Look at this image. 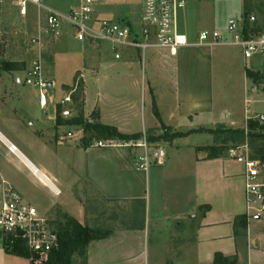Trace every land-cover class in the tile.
<instances>
[{
    "label": "crops",
    "instance_id": "1",
    "mask_svg": "<svg viewBox=\"0 0 264 264\" xmlns=\"http://www.w3.org/2000/svg\"><path fill=\"white\" fill-rule=\"evenodd\" d=\"M42 1L43 6L40 8L27 4L24 15L20 14L16 0H2L0 3V8L9 3L18 9L20 16L25 17L22 27L18 29L19 35L22 33L23 36H30L29 42L25 44L24 53L36 55V60L39 62L45 50L42 31L37 25L40 18L39 11H43L46 18L48 11L65 15L75 9L79 3V0ZM128 1L95 0L94 14L99 19L120 23L135 30L130 13L127 14L125 8ZM212 7L213 16L211 12L208 17V22L211 24L209 29L181 31L176 17L178 30L190 43H193L195 36L203 30H217L227 38L226 26L216 20L220 13L216 14L213 5ZM231 19L233 18L228 21ZM236 20L241 19L239 17ZM14 35H17L16 32ZM1 38L4 47L0 62V77L4 74L7 79L12 78L13 83L20 86L31 67L27 61L21 59L23 54L19 46L23 44V41L15 40L13 45H10L6 42V35ZM31 40L35 42L31 43ZM53 40L57 39L53 37ZM80 44L83 45L81 49L84 50L85 57L79 66L72 69L75 77L71 89L64 84L60 86L57 81V72L48 73L41 67L42 76L54 83V90L49 100L53 101L54 110L48 120L55 131L51 140H44L40 146L46 152L49 150L48 142L49 144L54 142L55 147H64L63 143L68 141V146L59 153L63 151L67 157L62 159L66 163L62 166L69 177V183H64L61 178L40 163L38 169L12 141L0 132V145L5 151L4 157L12 155L7 150L8 145L14 146L15 156L40 186L47 189L54 197L67 195L68 200H71L70 202L79 209L78 214L73 215L68 210L71 205L60 201L50 205L43 215L38 214L50 220L48 213L56 208L62 215L83 226L86 217L82 203L85 199L84 191L98 196L107 204H131L132 206L133 202H142L145 207L148 191V210L151 213V219L158 225V233L164 222L169 223L173 228V235L169 238V249L173 256L182 258L183 261L184 257L192 253L195 264H212L216 254L225 258L235 257L237 264H264V217L247 219L245 216L242 165L223 157L206 159L207 153L204 148L207 145L188 142L192 136L202 134H191L169 142H151L169 144L170 151L167 156L165 155L161 166H153L148 172L137 171L133 164L136 151L94 146L95 141H106L103 139L95 141L93 139L86 146L82 145L81 140L84 136L82 129L67 123L74 116V111L68 109L72 104L62 108L61 113L66 111L67 114L64 117L57 110L58 106H55L54 99L57 92L63 98L69 92L73 90L75 92L79 88L82 97L81 116L89 121L91 114L96 113L97 118L93 120L94 122L114 128L122 135L144 133L154 138L163 135L160 123L152 113V102L162 124L169 127L172 133L214 129V126L230 127L237 125V115L235 108L231 105L230 92L227 93L228 72L230 70L233 72L235 69L241 73V78L246 85L244 104L248 106L249 96L252 99L255 93L264 92L261 91L264 87V58L262 61L257 59L252 62L243 58L242 67H240L242 69H239L235 67L236 61L232 55L219 51V48L184 47L179 49L174 57L164 51L152 50L150 62L145 68L141 59L143 54L139 50L123 49L120 59L114 60L112 53L109 52L110 49L106 47L102 48L99 44ZM9 50H12L10 54ZM4 65H7L6 68L3 67ZM245 70L259 73V83L262 82V84L255 85L248 80ZM91 90L93 91L92 103H90ZM0 92V97L14 95L12 89ZM57 112L62 118L60 120L63 121L60 125H57L59 122L57 124L54 122ZM246 118L248 117L244 120ZM198 121H210L211 127L195 126ZM177 123L186 125V128L181 130ZM243 126L244 123L241 126L237 125V129ZM62 127H71L73 130L67 131L66 135L69 133L73 137L59 144L58 140L66 137V135L59 137L56 131ZM34 134L40 138L44 137L41 130L35 131ZM17 145H20V142H17ZM26 150L33 157L31 149L26 148ZM0 177L12 186L1 171ZM42 178L46 180V183L42 181ZM12 188L16 191L14 186ZM78 191L81 194L76 195ZM30 206L37 211L34 206ZM92 209L91 213L94 214L96 209L93 207ZM123 215L126 214L123 212ZM243 222L246 224L245 229L242 227ZM109 230H111L110 236L92 243L88 252L100 242L127 236L140 239L143 234V229L134 227ZM88 252L87 264H90ZM111 262L115 261H109L106 264H114ZM143 262V254L140 251L138 257L130 258L128 263L143 264ZM0 264L28 263L25 259L9 255L0 248Z\"/></svg>",
    "mask_w": 264,
    "mask_h": 264
},
{
    "label": "rangeland",
    "instance_id": "2",
    "mask_svg": "<svg viewBox=\"0 0 264 264\" xmlns=\"http://www.w3.org/2000/svg\"><path fill=\"white\" fill-rule=\"evenodd\" d=\"M183 1V8L177 11V21L181 31H186L187 29H209L211 24L208 22V17L209 14L211 15V12L213 16V10H211V8L213 9V5L216 10V14L220 13L216 20L220 21L225 26L227 25L228 19L233 18L236 20L240 17L241 24H243V26L246 24L248 27L256 28L264 33V0ZM125 8L127 14L128 12L130 13L131 21L135 25V31L138 32L142 0H129ZM39 12L40 18L37 25L42 31V39L45 46L44 53L42 54V60H40L41 67L48 73L57 72V81L60 83V86L61 84H64L71 89L73 87V80L75 77V73L72 69L79 66L84 61L85 53L84 50L81 49L83 45L76 42L72 38V31L68 26H64L61 32L62 35L56 38L57 40H53V34L50 32L46 23V16L43 11ZM250 18H253V21H250ZM24 19L25 17L19 15L18 9L11 6L9 3L0 8V62L2 61V52L4 47V43L1 38L3 35H6V42L8 44L10 43V45H13V41L15 40L23 41V44L19 46L20 52L23 54L21 59L27 61L29 66H31L33 61H37L36 55L24 53L25 44L29 42L30 37L28 35L23 36L22 33L19 35L18 29L22 27L21 24H23ZM15 32L17 34L16 36L14 35ZM99 45H101L102 48L106 47L109 50V47L106 44L101 43ZM11 51L12 50H9V54ZM219 51L230 53L236 61L235 67L242 69L240 67H242L241 62L243 61V56L239 48L221 47L219 48ZM109 52L111 54L110 50ZM151 53L152 50H146L144 51L142 57L140 55L145 68H147L150 62ZM263 53L256 54L248 60L251 62L257 59L262 61L264 58ZM228 76L229 78L226 80L228 85L227 93L230 92L229 96L231 98V105L235 108L237 115V125L241 126L244 123L243 128L245 129L249 120L256 121V117L260 115L264 116V92L255 93L252 99H250L251 96H249V105L246 106L244 104V100L246 98V93L244 92L246 85L244 80L241 78V73H239V70L237 71L234 69L233 72H231V70L228 72ZM260 84H262V82L255 85ZM5 89H12L14 95L11 97H0V132L12 141L14 145L24 154V156L28 157L38 169L40 163L48 170H51L54 175L58 176V178H61L64 183L68 184L69 177L66 175V170H64L62 166V164H66L65 160L62 159H67V157L63 154V151L59 153V151L63 150L65 146H68V141L63 143L64 147H55L54 142H51L50 144L48 142V149L50 151L48 150L46 152L42 149V146H40L43 144L44 140H51L55 131V129L51 127L52 123L48 120V118L53 115V101H49L46 109H40L37 101V92L33 88L26 86L23 81L20 86H17L13 83L12 78L7 79V77L2 74L0 77V91ZM261 91H264V87ZM17 92L18 94H15ZM92 93L93 91L91 90L90 103H92L93 100ZM50 95H52V93H50ZM54 99L56 103L61 99L59 92H57ZM71 104L72 105H70L68 109L74 111V116L70 120H74L78 116L82 115V97L79 88H77V90L72 94ZM245 106L247 108H245ZM57 110H59L61 114L62 108L57 107ZM245 117H248L249 119L246 121L244 120ZM60 119L62 120L61 116ZM54 122L56 124L58 123L56 120ZM62 122L63 121L59 122L57 125L62 124ZM177 125H179L181 130L186 128V125L178 123ZM237 125L230 127L225 126V128L237 129ZM195 126L211 127V122L198 121ZM78 127L81 128V126ZM218 127L214 126V129ZM37 130L42 131V135H44L43 138L34 134ZM72 130L73 129L71 127H62L56 131L59 137H63L66 135L67 131L71 132ZM258 133L259 131H256V134ZM87 138L90 140L94 139V141L99 139L98 136H93L92 134H88ZM17 142H20V145H17ZM188 142L197 145H207V147L212 148H222L220 147L221 145L219 141H214L213 137L208 135L203 136V134L192 136ZM262 144L263 141L256 138L249 139L247 141L248 149L252 157L259 159L260 155H258L257 151L261 148ZM159 145L162 146V149L167 156L170 151L169 144L164 145L161 142ZM227 146H230V144ZM26 148L31 149L30 151L32 153H30L33 157L29 155ZM225 151L226 148L223 152V158H226ZM4 155L5 151L0 145V171L3 173L6 180L14 186L25 203L27 202L28 204L34 206L38 213L43 215L46 209L54 202L63 201L64 203L67 202L71 205L68 207L70 213L73 215L78 214L79 209L74 206V203L70 202L71 200H68L67 195H62L58 198L54 197V195H51L47 189H44L36 182V179L29 174L26 167L17 159L15 155H9L8 157H4ZM57 186L59 187L58 184ZM77 194L79 195L81 193L78 191L76 192V195ZM84 195L85 199L82 200V203L85 209L84 211L86 217L84 219L83 226L90 229L99 228L103 230L111 228L116 230L121 227L143 229V234H141L140 239L138 237L131 238L130 236H127L125 238H116L111 241L95 244L88 252L90 264H106L109 261H115L111 262L114 264H129L128 262L130 258L138 257L140 251H142L143 254V264H195L192 253L189 254V256L184 257L183 261L181 260L182 258L173 256L171 249H169V238L173 235V228L169 225V223L164 222L161 227L159 226L161 231L158 233V225H156L151 219V213H149L148 210V191L146 207L142 202H133L132 206L131 204H107L98 196H93L90 192L87 193V191H84ZM92 207L96 209L94 214L91 213V210H93ZM123 212L126 215H123ZM48 215L56 227L57 222L61 221L62 214L54 208L50 211V213H48ZM91 245L92 244H90V246ZM23 259H25L28 264L32 263L30 256H28L27 259ZM76 264H79V262Z\"/></svg>",
    "mask_w": 264,
    "mask_h": 264
},
{
    "label": "built area",
    "instance_id": "3",
    "mask_svg": "<svg viewBox=\"0 0 264 264\" xmlns=\"http://www.w3.org/2000/svg\"><path fill=\"white\" fill-rule=\"evenodd\" d=\"M16 1L21 15L25 14L27 4L38 8L43 6L42 0ZM94 3L95 0H79L78 6L65 15L48 11L46 23L53 37H60L63 27L68 26L72 31V37L80 43L106 44L114 60H119L121 50L126 48L139 50L142 54L146 50H159L174 57L178 50L184 47L208 49L237 47L241 50L244 59L264 51V33H254L250 27L244 35L241 20L234 19L227 22L225 31L227 38L217 30H203L196 35L195 41L190 43L187 37L180 33L176 22L177 11L184 6L183 0H142L138 32L129 26L97 18L94 14ZM250 21H253V18H250ZM34 42L31 40V43ZM23 82L37 92L40 109H46L51 97L50 93L54 90V83L42 76L39 61L32 62ZM73 93L74 90L61 98L55 106L64 108L70 104ZM61 115L66 117V111ZM248 119L246 118V121ZM255 120L262 123L264 116L260 115ZM72 137L73 135L68 133L58 142L62 144L64 140ZM94 146L136 151L133 164L136 170L141 172H148L153 166H161L165 160L162 147L149 142L144 133L137 140L95 141ZM7 150L10 154L16 155L14 146L8 145ZM225 156L243 166L246 218L264 217L263 163L250 155L247 141L238 146L228 147ZM7 240H19L29 253L31 264L46 263L49 254L58 244L55 224L49 219L42 218L33 207L22 200L12 186L0 177V248L3 249Z\"/></svg>",
    "mask_w": 264,
    "mask_h": 264
},
{
    "label": "trees",
    "instance_id": "4",
    "mask_svg": "<svg viewBox=\"0 0 264 264\" xmlns=\"http://www.w3.org/2000/svg\"><path fill=\"white\" fill-rule=\"evenodd\" d=\"M250 27L244 24L243 33L247 34ZM254 33H262L256 28L251 29ZM4 65L3 67L6 68ZM245 76L254 84H258L260 81V75L257 72H252L250 70H245ZM152 113L157 121L160 123V127L163 131V135L159 137H149L146 135L149 142H169L177 138H182L189 136L191 134H206L213 137L214 141L220 142V147L222 148H212L206 147L204 150L207 153L206 159L211 160L215 158H222L225 148L230 146H238L243 144L249 139H260L263 141L261 148L257 151L259 161L264 163V122L260 123L258 121L249 120L246 124V128L239 129H229L220 126L216 129H199L196 131H191L187 133H177L173 132L169 127H165L158 115L154 102H152ZM97 118L96 113L91 114V119L86 121L81 115L76 119L71 120L67 123L70 125L81 126L82 132L84 134L81 143L86 146L91 140L87 138L88 134L93 136H98L99 139L103 140H118V141H130L137 140L142 134L134 135H122L119 134L114 128L102 126L93 120ZM56 122H61L59 117V112L56 115ZM256 131H259L256 134ZM230 144V146H227ZM254 158V157H253ZM254 159H257L256 157ZM243 229H245L246 224L243 222ZM58 244L54 250L49 254V258L44 264H87V252L90 244L106 239L110 236L111 230H103L99 228L90 229L86 226H82L71 218L64 215L61 216V221L56 224ZM5 253L13 255L16 257L26 258L29 256L28 251L22 245L19 240H7L5 246L3 247ZM212 264H237L236 258H225L219 254L214 256Z\"/></svg>",
    "mask_w": 264,
    "mask_h": 264
},
{
    "label": "bare ground",
    "instance_id": "5",
    "mask_svg": "<svg viewBox=\"0 0 264 264\" xmlns=\"http://www.w3.org/2000/svg\"><path fill=\"white\" fill-rule=\"evenodd\" d=\"M35 172V171H34ZM36 173V172H35ZM42 181L44 182V183H46V180L44 179V178H42Z\"/></svg>",
    "mask_w": 264,
    "mask_h": 264
}]
</instances>
